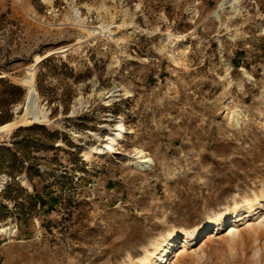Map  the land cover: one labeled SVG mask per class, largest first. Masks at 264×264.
<instances>
[{
    "label": "rangeland",
    "instance_id": "rangeland-1",
    "mask_svg": "<svg viewBox=\"0 0 264 264\" xmlns=\"http://www.w3.org/2000/svg\"><path fill=\"white\" fill-rule=\"evenodd\" d=\"M75 9L107 28L89 35ZM36 54L48 123L16 110ZM15 118L0 264H140L182 228L193 238L160 264H264V0H0V127ZM119 119L113 151L92 153ZM134 148L149 169L130 166Z\"/></svg>",
    "mask_w": 264,
    "mask_h": 264
},
{
    "label": "bare ground",
    "instance_id": "bare-ground-1",
    "mask_svg": "<svg viewBox=\"0 0 264 264\" xmlns=\"http://www.w3.org/2000/svg\"><path fill=\"white\" fill-rule=\"evenodd\" d=\"M73 14H74V19L76 20L79 28L87 32L91 36L98 35L107 28L105 24H102L99 27H87L84 24L85 19L81 17L78 9H75ZM82 42H83L82 39L77 40V44H81ZM68 49H69V46H62L54 50V53H65ZM44 57H46V55H43V56L37 55V54L34 55L33 62L25 68V76H24L22 84L26 90V99L23 105H20V104L17 105L16 110L24 107L27 113L33 112L34 114L38 115L41 122L48 123L50 119H49L48 112L45 110V107L43 105H39L38 108H36V104L38 102V94H37L36 83H35V66L39 61L44 59ZM117 91L119 90H117L116 87L114 86L105 92L100 91L99 94L103 93L105 95V99H107L106 102H109L113 97L117 96V93H116ZM77 102L79 104L82 103L81 96L77 98ZM239 121L240 119L237 118L236 120L237 124ZM18 123H19V119L15 118L12 124H9L4 127H0V137L2 136L3 133L10 132L12 129H14V127L17 126ZM123 131H124V127H123L122 119H119V122L117 123L116 128H114V133H112L111 136L105 140L104 145L103 146L98 145V146L92 147L91 152L95 154H101L104 152H112L114 149V146L118 144L119 140L122 138ZM92 135L94 137L96 136V134L94 133ZM86 156L88 157V155ZM128 162L130 166L134 167L135 169L136 168L149 169V167L153 165V160L151 157H149V154L140 148H134V155ZM237 201L233 202L235 209L237 208ZM243 206L246 207L250 212L254 211L259 206H262L261 197L256 196L254 199H248L245 201ZM235 209L231 211L232 214L235 213ZM223 214L228 215L229 213L228 212H224L222 214L215 213L213 216H209L204 226H208V225L215 226V225L221 224L224 220ZM4 230H5L4 227L0 226V233L3 232ZM194 232L188 228H182L178 231L172 232L167 237L162 238L161 241L157 243V245L151 252H149L143 258H141L140 264H160V261L162 262V258L165 256L166 252L168 251V247L174 246L175 241L178 239H187L191 237L192 235H194L193 234Z\"/></svg>",
    "mask_w": 264,
    "mask_h": 264
}]
</instances>
